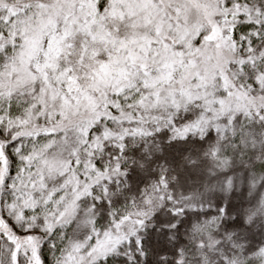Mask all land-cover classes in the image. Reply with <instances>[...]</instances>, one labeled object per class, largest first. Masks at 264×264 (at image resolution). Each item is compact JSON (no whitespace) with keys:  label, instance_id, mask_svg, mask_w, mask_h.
Segmentation results:
<instances>
[{"label":"snow or ice","instance_id":"obj_1","mask_svg":"<svg viewBox=\"0 0 264 264\" xmlns=\"http://www.w3.org/2000/svg\"><path fill=\"white\" fill-rule=\"evenodd\" d=\"M0 264H264V0H0Z\"/></svg>","mask_w":264,"mask_h":264}]
</instances>
